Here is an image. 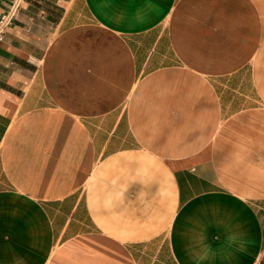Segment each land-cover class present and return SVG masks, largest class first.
Masks as SVG:
<instances>
[{
  "label": "crops",
  "instance_id": "crops-1",
  "mask_svg": "<svg viewBox=\"0 0 264 264\" xmlns=\"http://www.w3.org/2000/svg\"><path fill=\"white\" fill-rule=\"evenodd\" d=\"M0 264H264V0H23Z\"/></svg>",
  "mask_w": 264,
  "mask_h": 264
},
{
  "label": "built area",
  "instance_id": "built-area-1",
  "mask_svg": "<svg viewBox=\"0 0 264 264\" xmlns=\"http://www.w3.org/2000/svg\"><path fill=\"white\" fill-rule=\"evenodd\" d=\"M23 0H12L9 8L5 12H0V40L5 31L16 18Z\"/></svg>",
  "mask_w": 264,
  "mask_h": 264
}]
</instances>
